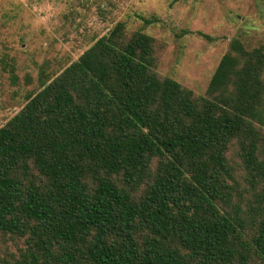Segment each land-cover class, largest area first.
Instances as JSON below:
<instances>
[{"label":"trees","instance_id":"1","mask_svg":"<svg viewBox=\"0 0 264 264\" xmlns=\"http://www.w3.org/2000/svg\"><path fill=\"white\" fill-rule=\"evenodd\" d=\"M153 43L118 22L0 127V236L26 244L0 264H264V44L231 40L196 98Z\"/></svg>","mask_w":264,"mask_h":264},{"label":"rangeland","instance_id":"2","mask_svg":"<svg viewBox=\"0 0 264 264\" xmlns=\"http://www.w3.org/2000/svg\"><path fill=\"white\" fill-rule=\"evenodd\" d=\"M118 22L127 36L150 35L157 76L196 98L208 96L231 40L248 50L264 44V0H0V127ZM238 154L232 142L226 154L236 182L232 202L241 193L248 198ZM25 245L23 237L0 236V261L17 259Z\"/></svg>","mask_w":264,"mask_h":264}]
</instances>
